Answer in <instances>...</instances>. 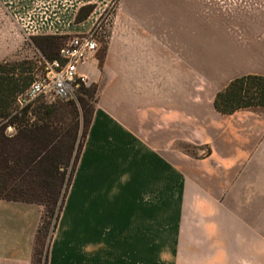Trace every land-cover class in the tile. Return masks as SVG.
Segmentation results:
<instances>
[{
    "label": "crops",
    "instance_id": "0c3cea01",
    "mask_svg": "<svg viewBox=\"0 0 264 264\" xmlns=\"http://www.w3.org/2000/svg\"><path fill=\"white\" fill-rule=\"evenodd\" d=\"M200 11V0H121L107 50L79 66L98 101L48 264H257L258 234L235 202L264 174V108L223 114L214 100L236 77L264 76V14ZM43 212L0 198V264H33Z\"/></svg>",
    "mask_w": 264,
    "mask_h": 264
},
{
    "label": "trees",
    "instance_id": "16d2710c",
    "mask_svg": "<svg viewBox=\"0 0 264 264\" xmlns=\"http://www.w3.org/2000/svg\"><path fill=\"white\" fill-rule=\"evenodd\" d=\"M85 18L79 14L77 20ZM60 38H36L48 59L59 57L61 48L57 53L50 51L59 47ZM34 79L35 75L28 73L24 62L13 65L8 61L0 62V145L3 147L0 150V198L44 207L33 264H36L38 245L42 248L40 264H48L53 234L92 123L98 88L82 83L73 99L49 103L39 98L20 107L18 97ZM214 106L223 114L264 108V76L246 74L234 78L218 91ZM10 126L14 127V134L8 133Z\"/></svg>",
    "mask_w": 264,
    "mask_h": 264
},
{
    "label": "rangeland",
    "instance_id": "374dc122",
    "mask_svg": "<svg viewBox=\"0 0 264 264\" xmlns=\"http://www.w3.org/2000/svg\"><path fill=\"white\" fill-rule=\"evenodd\" d=\"M48 1L51 0H0V62L8 61L11 65L24 62L28 73L36 75L43 69V64H41L43 56L47 57L36 38L60 36L59 47L52 48L50 51L51 53H57L72 36L76 35L71 30L73 24L81 22L77 20L78 15L87 17L97 9L98 11L102 10L98 23L104 27L100 38L99 52L104 53L107 50L110 42L109 37L112 36L117 7L121 0H100L99 2L81 0L72 4L67 12H63L64 8L61 12L58 11V8H48L46 6ZM72 1L74 2V0ZM75 5L82 8H80L75 19L68 21L69 14L74 9L72 7ZM200 8L202 10L200 15L204 19L217 20L224 18L228 22L237 19H260L264 14V0H200ZM60 9L61 7H59ZM41 18L48 19L47 23L50 22V24L43 26ZM90 84L96 85L91 82ZM40 99L49 103L57 101L50 96ZM83 132L82 127L81 136ZM1 148L3 149L0 145V150ZM189 150H193L201 156L208 153L205 146L189 147ZM258 179L257 187L246 188L242 186L237 189V200L239 202L235 203L240 214L258 234L257 264H264V174L259 173ZM41 250V246L38 245L36 264H40Z\"/></svg>",
    "mask_w": 264,
    "mask_h": 264
},
{
    "label": "built area",
    "instance_id": "2783aa9c",
    "mask_svg": "<svg viewBox=\"0 0 264 264\" xmlns=\"http://www.w3.org/2000/svg\"><path fill=\"white\" fill-rule=\"evenodd\" d=\"M72 3V0H51L46 6L58 8L59 12L64 8L63 12H67ZM59 7H61L60 10ZM98 20L89 32L72 36L61 47L58 58L48 59L43 56L42 71L35 75L30 87L18 97L20 107L48 96L56 100L73 99L82 83L86 86L91 85L89 79L79 73V66L88 61L100 48V38L104 27L98 23ZM48 21L41 18L43 26H48L50 24V22L47 23Z\"/></svg>",
    "mask_w": 264,
    "mask_h": 264
}]
</instances>
